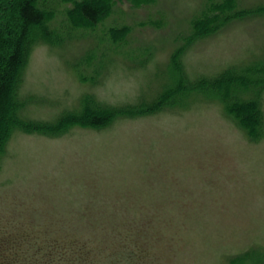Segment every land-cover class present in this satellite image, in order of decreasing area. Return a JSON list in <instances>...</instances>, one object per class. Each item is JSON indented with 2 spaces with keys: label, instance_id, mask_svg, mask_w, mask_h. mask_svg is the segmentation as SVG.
Instances as JSON below:
<instances>
[{
  "label": "rangeland",
  "instance_id": "rangeland-1",
  "mask_svg": "<svg viewBox=\"0 0 264 264\" xmlns=\"http://www.w3.org/2000/svg\"><path fill=\"white\" fill-rule=\"evenodd\" d=\"M20 1L0 0V61ZM80 1L37 0L16 114L102 123L11 131L0 264H264V72L251 88L226 74L264 63V0H98L93 24Z\"/></svg>",
  "mask_w": 264,
  "mask_h": 264
},
{
  "label": "trees",
  "instance_id": "trees-1",
  "mask_svg": "<svg viewBox=\"0 0 264 264\" xmlns=\"http://www.w3.org/2000/svg\"><path fill=\"white\" fill-rule=\"evenodd\" d=\"M101 11L102 7L98 3V0H81L78 4L74 5V11L72 15L79 20L87 21L90 24H93L97 22V18L99 17ZM18 17L22 25L20 35L15 42L13 51L8 56H3L0 61V63L4 64V68L0 71V153L11 131H13L15 128L21 127L26 131L39 130L46 132L52 130L53 128H61L66 126L70 122L84 123L89 120L95 125L102 123L100 116L94 113H83L82 111L81 113H68L63 115L59 121L53 124L24 123L22 126H20L21 121L16 114V109L19 104H17L16 100L14 101V89L17 82L18 71L22 64L23 45L26 39H28L31 30L37 26H40L44 22L45 15L43 11L37 7V0H21L18 4ZM263 70L264 63H260L255 64L254 66H247L245 69L239 71V74H232L233 71H228L226 74L229 75L231 73L234 80H236L238 83L237 88L243 87L241 84H239V81H245L243 83H247L248 87L251 88L255 83L249 79L255 81L253 78H256L260 72H264ZM221 76H224V74H221L220 77ZM236 82L233 83L236 85ZM258 82L260 84V81ZM210 83H215V81L211 80L209 81V84ZM232 101L235 103L231 108L230 105H227V102L225 103V109L227 113H229V115H231V117H233L236 122L248 128L247 125L251 124L253 119H257L255 110L250 109V101H246L243 104L242 102L239 103L235 100ZM237 103H239V105L241 104L242 108L238 107Z\"/></svg>",
  "mask_w": 264,
  "mask_h": 264
}]
</instances>
